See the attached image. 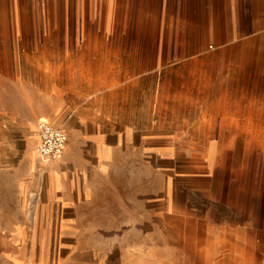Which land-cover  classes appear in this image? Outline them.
<instances>
[{
    "label": "crops",
    "instance_id": "1",
    "mask_svg": "<svg viewBox=\"0 0 264 264\" xmlns=\"http://www.w3.org/2000/svg\"><path fill=\"white\" fill-rule=\"evenodd\" d=\"M39 1L52 50L41 57L23 52L38 47ZM56 31L63 39L49 41ZM76 48L94 51L77 55ZM17 64L165 70L158 120L151 121L148 100L141 121L101 116L69 124L61 157L30 171L36 251L39 241L56 238L72 242L61 246L73 252L70 264H264V207L247 209L215 171L202 174L179 155L153 172L160 179L153 187L151 163L168 154L151 150L149 126L118 125L261 122L264 0H0V82ZM25 187L17 188L20 218ZM15 226L10 238L22 240L23 220Z\"/></svg>",
    "mask_w": 264,
    "mask_h": 264
},
{
    "label": "rangeland",
    "instance_id": "2",
    "mask_svg": "<svg viewBox=\"0 0 264 264\" xmlns=\"http://www.w3.org/2000/svg\"><path fill=\"white\" fill-rule=\"evenodd\" d=\"M38 8L39 24L37 33L33 35L35 41H38V47L24 48L23 52L41 57L50 54L52 50L46 46V18L41 17L46 2L39 1ZM56 8L61 7L56 5ZM91 27L93 29V25L88 24L85 29ZM62 37L61 32L49 33V41H60ZM70 50L77 55L94 51L84 48ZM54 51L56 58L63 56L62 48H55ZM164 74V66L157 65L8 66L5 79L0 82V244L3 236L14 237L20 230L19 226H15L19 219L23 220V238L17 241L10 238L14 248L20 245L15 254L6 255L0 247V264H70L74 258L72 251L61 249L63 244L72 242L57 241L56 238L39 241L40 248L36 251V243L30 240L38 228L30 223L34 211L36 213L30 205L35 197L34 192H30L33 174L30 171L38 169L42 163L38 154L34 153L36 126L40 118H47L66 132L69 131V124L101 116L108 120L137 122L146 117L143 109L149 100L150 119L156 121L160 114L155 112L154 106L160 96ZM124 76H129L131 80L123 79ZM118 77L121 79L118 80ZM132 97L134 101L131 104ZM260 117L261 122L251 124L118 125L133 126L136 130L149 126L151 150H162L168 154L166 161L151 163L153 187L160 184L158 175L153 172L168 167L170 159L179 155L186 163H196L197 171L202 174L215 171L224 184V190L233 198L241 194L243 198L240 202L245 203L249 209L264 207V114ZM158 138H166L167 141L158 144L155 142ZM208 153L213 155L211 161ZM212 161L216 165L215 169L212 168ZM18 185L26 186L27 189L23 195L22 218L16 203L19 198ZM46 228L39 226V233L46 232Z\"/></svg>",
    "mask_w": 264,
    "mask_h": 264
},
{
    "label": "built area",
    "instance_id": "3",
    "mask_svg": "<svg viewBox=\"0 0 264 264\" xmlns=\"http://www.w3.org/2000/svg\"><path fill=\"white\" fill-rule=\"evenodd\" d=\"M36 151L42 161L59 159L68 141L66 130L48 120H40L36 126Z\"/></svg>",
    "mask_w": 264,
    "mask_h": 264
},
{
    "label": "bare ground",
    "instance_id": "4",
    "mask_svg": "<svg viewBox=\"0 0 264 264\" xmlns=\"http://www.w3.org/2000/svg\"><path fill=\"white\" fill-rule=\"evenodd\" d=\"M40 120H44L45 121V120H48V119L45 118V117H41ZM0 247H1L2 251L6 253V255H12V253H13V251L15 249L13 244H11L9 235L8 236H3L2 240H1Z\"/></svg>",
    "mask_w": 264,
    "mask_h": 264
}]
</instances>
